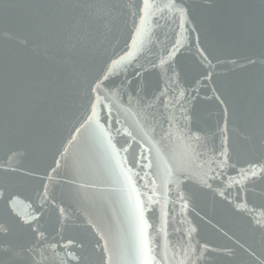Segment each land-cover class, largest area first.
Segmentation results:
<instances>
[{"label": "water", "instance_id": "water-1", "mask_svg": "<svg viewBox=\"0 0 264 264\" xmlns=\"http://www.w3.org/2000/svg\"><path fill=\"white\" fill-rule=\"evenodd\" d=\"M137 2L0 0V162L7 144L20 154L15 163L43 171L53 159L55 146L69 135L73 121L87 104L84 91L87 81L111 59L127 51L130 33L135 31L133 24H139L138 18L132 16V6ZM190 3L193 5L190 20L194 23L186 26L187 32L181 30L178 20L173 21L170 15L165 19H150L142 26L146 30L145 45L131 62L126 61L114 69V78L118 82L127 73L128 79L133 80V88L142 85L150 97L168 82L162 69L150 67L152 56L147 49L154 47L158 52L162 46L170 47L179 40L175 66L180 71V87L189 91L192 127L207 136L209 145L215 134L218 144V127L224 126L227 108L233 159L244 167L248 160H264V0H190ZM193 28L198 31H191ZM197 45L206 50L212 62L210 69L201 64ZM140 65H144L145 71L142 78L136 80L134 72ZM207 71L213 73L214 83L202 79L201 74ZM197 80L201 81L198 86ZM196 87H199L198 93L194 90ZM212 88H219L217 94L226 104L207 98L212 96ZM6 101L10 114L7 117ZM115 104L111 113L113 144L117 149L130 145L127 153H119L121 158L126 157L123 166L144 176L145 170L136 167L140 146L125 134V130L134 131L137 139L143 137L155 146L153 158L159 161L157 171L163 176L168 157L157 143L158 136L152 135L153 125L158 131L163 117L157 116V120L146 127L143 114L137 116L134 107L121 104L119 100ZM100 116L101 122L106 124L108 114L101 111ZM117 119L120 124L115 123ZM164 127L167 128V124ZM116 129H120L119 133ZM170 148V154L177 160L185 159V146L180 139L174 137ZM78 153L79 146L73 149L74 155ZM227 175L235 173L229 170L225 179ZM89 176L95 181V187L86 191V198L80 203L68 196L63 176H56L52 185L57 199L64 200L70 213L67 225L61 229L58 213L51 209H45L40 223L48 241L62 245L65 243L60 238L62 232L66 238L84 244L83 249H76L82 256V264H100L99 255L94 252V233L79 208L86 207L110 229L117 249L120 248L123 214H117L118 185L112 182L102 160L95 161ZM151 179V176L145 180L133 175L132 182L139 185L138 191H145L143 185L150 184ZM241 184L247 185L248 193L247 204L240 211L232 210L211 192L199 194L186 210L173 196L167 205L173 215L164 225L160 209L165 202L161 200L158 206H149L156 209L145 212L152 249L170 258L177 248L180 232L196 227L193 243H207L216 249L203 257L202 264H259L257 257L264 255V235L253 229L250 221L264 222V180H242ZM36 187L31 179H22L17 185L20 196L15 211L21 220L35 215L30 205L38 203ZM236 195L233 188L230 198ZM240 197L243 203V191ZM11 239L18 247L36 243L27 227L15 229ZM225 246L234 250V256L223 255ZM253 250L256 255L251 254ZM63 256L62 250L56 255L48 251L39 259L41 264H64ZM3 259L0 257V264ZM116 264H129V259L121 254Z\"/></svg>", "mask_w": 264, "mask_h": 264}, {"label": "snow or ice", "instance_id": "snow-or-ice-1", "mask_svg": "<svg viewBox=\"0 0 264 264\" xmlns=\"http://www.w3.org/2000/svg\"><path fill=\"white\" fill-rule=\"evenodd\" d=\"M91 7V6H90ZM133 18H138L139 24L135 22V31L130 33V43L127 51L110 63L85 84L84 91L87 104L84 110L73 121L69 135L64 137L60 144L55 146L53 159L49 161L43 171L37 168H26L15 161L20 154L16 149L5 144L4 157L0 162V257L2 264H41L39 257L46 256L50 251L53 255L59 250L64 253V264H82V256L76 249H83L84 244L73 238H66L60 233L61 240L65 243L58 244L48 241L47 234L42 228L40 221L44 217L45 209H51L58 213L60 228L66 227L70 213L63 199H57L53 179L63 176V185L67 188L68 196L77 203L86 198V191L95 187V181L89 176V170L97 159L102 160L106 171L112 182L118 185L117 201L119 203L118 213L123 214L120 221V248L117 249L113 243L110 229L99 219L94 218L86 207H80L79 211L85 217L87 226L94 233V252L99 255L100 264H116L119 255L124 254L129 259V264H202L203 257L210 251L207 243L196 241L193 243L197 233L196 227H190L186 232H180L177 248L172 257L166 254L161 256L159 252L152 249L149 241L147 228L148 222L145 218L147 210L155 211L160 201L164 206L160 209L161 220L164 225L168 224L173 210L167 207L171 198L180 203L182 209L186 210L193 205L199 194L211 192L215 197L230 205L232 210L240 211L247 204V185L241 184L242 180L255 181L264 180V160H248L246 167L240 166L238 160L233 159L232 145L228 133V109L224 110V126L218 127L219 143L214 140L209 145L208 138L199 129L192 127L193 114L189 102V91L180 87V71L175 66V57L180 50V41L177 40L169 46H162L157 52L154 47L147 49L152 56L150 67L160 68L164 71L168 83L163 88L154 92L150 97L144 92L142 85L133 88V80L128 79L127 73L118 82L114 78V69L131 62L136 53L146 43V25L150 19H165L171 16L173 21L178 20L179 28L188 31L187 25L194 23L190 20L193 5L190 0H138L133 6ZM191 31H198L193 28ZM150 43V41H148ZM201 64L205 69L212 67L206 50L197 45ZM234 63V61H233ZM144 65L134 72V78L140 80ZM169 73H171L169 75ZM213 73L207 71L202 73L203 80L214 83ZM201 81L197 80L196 85ZM172 85V87H170ZM197 93L199 87L194 89ZM212 96L217 101L226 104L222 96L217 94L219 88L211 89ZM126 97V99H125ZM195 99V97H193ZM137 110V116L143 114V123L147 127L157 116L163 117L159 120V130L155 125L152 127V135L158 136L157 143L163 155L168 157L161 176L157 169L159 161L153 158L154 145L143 137L137 139L134 131L125 130V134L131 137V141L140 146V153L136 161V167L145 170L144 176L133 173L131 168L123 165L126 157L121 158L120 152L127 153L129 146L117 149L113 144L112 137V109L116 106L115 101ZM155 109V112L153 111ZM171 109V110H170ZM106 112L107 123L101 122L100 112ZM167 113V115H165ZM10 115L7 111L6 117ZM120 124V120L115 121ZM167 124V128L164 125ZM119 133L120 129H116ZM180 139L184 146L186 156L184 160H177L171 153L170 145L173 138ZM79 146V153L73 154V149ZM229 170L235 175H227ZM139 179L152 177L151 183H145V191H138L139 185H133L132 177ZM22 179H31L36 182V198L38 203L33 202L35 215L30 219L21 220L15 211V204L20 196L17 185ZM237 185H240L237 187ZM235 188L237 195L231 197V190ZM244 192L243 203H241L240 192ZM255 230L264 235V222L260 220L250 221ZM27 227L36 241L31 246H16L12 242L15 229ZM177 231H180L177 229ZM227 235V233H225ZM47 244V249H45ZM243 247V245H241ZM245 251H248L245 249ZM256 255L254 250L251 253ZM225 257L234 256V250L225 246L223 248ZM259 264H264V255L258 256Z\"/></svg>", "mask_w": 264, "mask_h": 264}]
</instances>
